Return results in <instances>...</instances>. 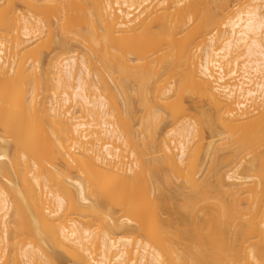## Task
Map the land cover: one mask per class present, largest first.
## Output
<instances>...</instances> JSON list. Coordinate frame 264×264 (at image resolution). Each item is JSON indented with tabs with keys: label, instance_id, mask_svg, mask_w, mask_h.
Returning a JSON list of instances; mask_svg holds the SVG:
<instances>
[{
	"label": "bare ground",
	"instance_id": "6f19581e",
	"mask_svg": "<svg viewBox=\"0 0 264 264\" xmlns=\"http://www.w3.org/2000/svg\"><path fill=\"white\" fill-rule=\"evenodd\" d=\"M54 1L0 0V264H264V0ZM186 96L216 125L201 163ZM215 122L247 125L227 156Z\"/></svg>",
	"mask_w": 264,
	"mask_h": 264
},
{
	"label": "rangeland",
	"instance_id": "374dc122",
	"mask_svg": "<svg viewBox=\"0 0 264 264\" xmlns=\"http://www.w3.org/2000/svg\"><path fill=\"white\" fill-rule=\"evenodd\" d=\"M54 1V0H53ZM73 1V0H72ZM76 2H77V0H75ZM54 2H57V1H54ZM54 2H52V4L53 5H55L54 7H51L50 6V9H49V16H51L50 14H51V12H52V16H51V22L55 25V22H56V15H57V12H58V10H57V12H54V11H56V9H58L57 7H59L60 8V5L59 4H57V3H55L54 4ZM65 2V3H64ZM63 2V7H65V9H67V11H68V9H70V7L72 8L71 9V13H73L74 11H73V6L71 5V4H68L67 5V2L68 1H64ZM232 5L233 4H231V6L230 7H232ZM234 7H232V9L230 8V10H231V12L233 13V12H235L239 7L237 6V5H233ZM236 6L238 7V8H236ZM17 7L21 10V11H23L24 10V8H23V6L22 5H20V4H17ZM69 7V8H68ZM53 10V11H52ZM70 11V10H69ZM230 12V13H231ZM54 13H56V15L54 14ZM70 13V12H69ZM74 14V13H73ZM72 15V14H71ZM54 27V26H53ZM56 29V26L54 27V30ZM58 30V29H57ZM57 32V31H56ZM55 32V33H56ZM58 32L60 33V31L58 30ZM47 33V32H46ZM46 33H43L40 37H41V39L35 44V47L37 46V48L43 53V55L47 58V59H49L50 57H52L56 52H58V49H60V48H58V46L56 45V43H54V41L57 39V37H56V39H55V37H54V41H52V42H50L49 41V37H48V35L46 34ZM59 33H57V34H55L54 36H59L60 37V35H59ZM58 37V38H59ZM62 38V37H61ZM60 39V38H59ZM58 40V39H57ZM61 40V39H60ZM77 40V39H76ZM75 41V40H74ZM56 42V41H55ZM71 45H70V47H69V49L71 48V46H72V44H73V50H75L74 51V53L76 52V53H78L79 51H80V49H79V47H77V41L76 42H71L70 43ZM79 49V50H78ZM72 49L71 50H69V51H73ZM62 52V51H61ZM59 53V52H58ZM73 53V52H72ZM73 53V54H74ZM60 54V53H59ZM196 55H197V53H196ZM198 56H199V54H198ZM228 69V68H227ZM226 69V70H227ZM187 98H186V100L184 101L183 100V103L185 102L186 103V105H184L183 104V106L185 107V109H186V107L188 108V109H186V110H189V112H185V113H187V116H191L192 117V120H193V122H196V123H200L199 124V128H200V132L198 131V135H197V139L195 138V142H196V145H197V143L199 144L198 146H197V150L199 149V151H200V155H199V160H201L200 161V163L201 162H203V160H204V152L208 149L207 147H208V145L210 144V143H212V141H213V139H212V136H214L215 134H216V132H214L215 131V126H213V128H214V131H212V134H211V132H210V128H208L207 126V124H205L204 122H202L201 123V121H203V118H202V116H201V113L202 112H206V111H210L211 110V108L209 107V104L207 103V102H204V101H196L195 99H192V98H190V96L188 97V96H186ZM191 99V100H190ZM194 101V102H193ZM119 102V100H117V103ZM132 102L134 103H132L133 105H134V109L136 110V115L135 116H137L136 118V123H138L139 122V120H140V117L143 115V113L142 112H144V111H142V107H140V105H139V103H138V101L137 100H135V98L133 99V97H132ZM197 102V103H196ZM194 103H196V104H194ZM119 105V104H118ZM155 106V104L154 103H152V106ZM180 105H182V104H180ZM119 107L121 108V105H119ZM185 110V111H186ZM213 112V111H212ZM190 114V115H189ZM256 116L257 115H254L250 120H251V123L254 121V119L256 118ZM190 117V118H191ZM189 118V117H188ZM169 119H167V121H168ZM167 121H165V122H167ZM164 122V123H165ZM135 122H133V125L135 126V127H137L136 128V130H140V128L138 127L139 125V123L138 124H134ZM168 123H170V122H168ZM216 123V122H215ZM215 123H213V125L215 124ZM167 123H165V125H166ZM216 124H218V123H216ZM136 125H138V126H136ZM232 127H228V126H222V125H217V127H216V131H217V133H219V139H224V141H220L218 138H217V136L218 135H216V140L215 141H217V140H219V142L220 143H218V146H219V149L218 148H215V150H216V152H218V155H220V156H222V155H224V156H227L229 153H228V151H230V145H231V141L233 140V138H232V134L234 133V131L236 130H242V129H244L245 128V126H247V125H244L243 123H236V124H233V125H231ZM161 128L162 129H164L165 130V128L166 129H168L169 128V125H168V128H167V126H165V128H164V124H162L161 126H160V128H158V131H160L161 130ZM160 129V130H159ZM170 129L171 128H169L167 131H170ZM162 131L163 130H161V132L160 133H162ZM166 131V130H165ZM165 131H163V133L165 132ZM166 131V132H167ZM214 133V134H213ZM158 135H161V134H159V132L157 133ZM221 134V135H220ZM164 135V134H163ZM163 135H161L162 137H163ZM159 137V136H158ZM140 140V139H139ZM137 141V139H136V142H137V145H139L138 143H142V142H140V141ZM149 141V140H148ZM147 144L149 145V142H147ZM216 144H217V142H216ZM216 144H214L215 146H216ZM230 144V145H229ZM142 145V144H141ZM140 146V145H139ZM150 147V146H149ZM199 147H201V148H199ZM217 147V146H216ZM228 147H229V149H228ZM141 148H142V146H141ZM140 148V149H141ZM202 151H201V150ZM149 151V150H148ZM147 151V152H148ZM152 151V154L153 153H155V152H153L154 150H151ZM151 151H149V154L151 153ZM148 154V153H147ZM225 154H227V155H225ZM201 156V157H200ZM219 156V157H220ZM152 157V156H151ZM223 157V156H222ZM149 158V157H148ZM247 160H248V158H246ZM206 167V166H205ZM204 167V168H205ZM241 171V170H240ZM206 174V170H204V172H203V175L202 176H204ZM178 185V184H177ZM174 186H176L175 184H174ZM174 186L172 187V185H169V186H167V185H164L163 186V189H164V193H163V195L161 196V201H163V198H164V200L165 201H163V204L167 201V203H165V205H167L168 204V202L169 203H171V204H168V206L167 207H169V208H171V211L169 210V208L167 209H165L164 210V212L163 213H160V214H158V219L160 220V221H162V223H166L165 221L168 219V218H172V217H174V216H176V215H178L179 217H178V221L180 222V223H178L177 225H175V226H178V227H176L177 229H175L174 231H173V233H175V231H176V233L177 232H183L184 234L185 233H187V235H189L190 233H191V235H193V237H194V234H193V225H194V221H192V220H194V219H196L197 217H198V223H197V237L196 238H198V240H197V242L199 243V247H200V257L202 258V255H203V252H202V249H203V240H204V234H203V227H204V225H203V220L201 221V219H203V218H201L202 216V213H199L198 211L195 213L196 214V217H192L193 216V214H190V212H184V210H183V212H179V207L178 206H180V208H181V206H182V204L183 203H181L182 202V200H184V198L183 197H181V194L180 193H178V195H179V197L178 196H176V190L175 189H177V186L175 187V189H174ZM165 187V188H164ZM170 187H171V189H170ZM170 189V192H168L169 191V189ZM173 190V191H172ZM165 191H167V192H165ZM178 191V190H177ZM174 194H173V193ZM167 193H169V195L167 194V196H166V194ZM147 194V196L146 197H144L142 194H141V196H139L135 201H141V203H142V201L144 202V200L146 201L147 199H149L150 198V200H151V197H149L148 198V192L146 193ZM171 194V195H170ZM173 194V195H172ZM165 195V196H164ZM150 196V195H149ZM164 196V197H163ZM171 197V198H170ZM175 197V198H174ZM147 198V199H146ZM170 200V201H168V199ZM172 198H173V200H172ZM180 198H183V199H180ZM167 199V200H166ZM177 199H179V200H177ZM176 200V201H175ZM138 202V203H139ZM175 202H176V204H175ZM178 203V204H177ZM174 204V205H173ZM180 204V205H179ZM169 205H171V206H169ZM176 206V207H175ZM165 207V206H164ZM178 208V209H177ZM173 210H176L175 212H174V214H173ZM115 211L118 213V214H116V217H118V216H120L121 214L119 213V210L118 209H115ZM177 211L179 212V213H177ZM180 211H181V209H180ZM186 211V210H185ZM188 211V210H187ZM192 212H193V210H191ZM195 211V210H194ZM177 213V214H176ZM155 214H150L148 217H147V219H146V225L147 226H149L150 224H151V222L153 221V219H155L156 217L154 216ZM174 215V216H173ZM181 219V221H180V219ZM174 220H176V222H178L177 221V218L176 219H174ZM197 221V220H196ZM175 222V221H174ZM176 224V223H175ZM187 230V231H186ZM191 230H193L192 232H189V231H191ZM133 232V231H132ZM132 232H129L128 234H126V236H132V238H136L138 235L136 234V232H134V234L132 235ZM183 234V235H184ZM190 235V236H191ZM190 236H187V238H189ZM115 237V236H114ZM191 238V237H190ZM189 238V239H190ZM195 240V239H194ZM190 241H192L191 239H190ZM202 260V259H201ZM190 264V263H189ZM201 264H202V261H201Z\"/></svg>",
	"mask_w": 264,
	"mask_h": 264
}]
</instances>
